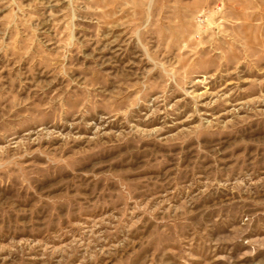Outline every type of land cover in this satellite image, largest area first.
I'll return each instance as SVG.
<instances>
[{"label":"rangeland","instance_id":"obj_1","mask_svg":"<svg viewBox=\"0 0 264 264\" xmlns=\"http://www.w3.org/2000/svg\"><path fill=\"white\" fill-rule=\"evenodd\" d=\"M0 264H264V0H0Z\"/></svg>","mask_w":264,"mask_h":264}]
</instances>
